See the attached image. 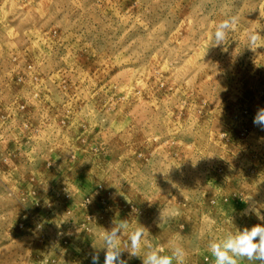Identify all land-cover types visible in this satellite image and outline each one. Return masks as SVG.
Instances as JSON below:
<instances>
[{
	"label": "rangeland",
	"instance_id": "obj_1",
	"mask_svg": "<svg viewBox=\"0 0 264 264\" xmlns=\"http://www.w3.org/2000/svg\"><path fill=\"white\" fill-rule=\"evenodd\" d=\"M260 108L264 0H0V264H91L119 219L214 264L264 224Z\"/></svg>",
	"mask_w": 264,
	"mask_h": 264
},
{
	"label": "clouds",
	"instance_id": "obj_2",
	"mask_svg": "<svg viewBox=\"0 0 264 264\" xmlns=\"http://www.w3.org/2000/svg\"><path fill=\"white\" fill-rule=\"evenodd\" d=\"M238 16H231L220 21L215 26L213 42L211 46L225 45L229 33L238 25ZM249 42L253 45L261 40L257 31L248 35ZM255 126L264 130V108L258 109L254 117ZM251 197L244 200L249 205L244 214H255L258 219L264 221L258 208L250 203ZM162 215V213H161ZM232 224V219L229 221ZM129 220H115L109 230L103 229L100 234L102 246L91 255V264H100V250H104V264H128V259L140 258L142 264H186L187 252L182 244L175 240L169 242V254L165 248L154 245L145 239L149 233L143 226L136 227L129 232ZM128 233V241L121 246V237ZM207 250L214 258V264H240L242 260L264 264V224H256L251 228L226 233L221 239H213L208 242ZM127 251L128 259L122 258V253Z\"/></svg>",
	"mask_w": 264,
	"mask_h": 264
}]
</instances>
